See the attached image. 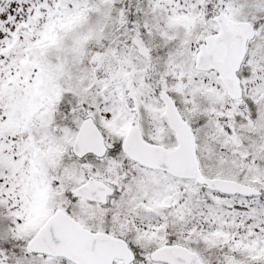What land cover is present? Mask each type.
I'll return each mask as SVG.
<instances>
[{
    "label": "snow or ice",
    "instance_id": "1",
    "mask_svg": "<svg viewBox=\"0 0 264 264\" xmlns=\"http://www.w3.org/2000/svg\"><path fill=\"white\" fill-rule=\"evenodd\" d=\"M0 264H264V0H0Z\"/></svg>",
    "mask_w": 264,
    "mask_h": 264
}]
</instances>
